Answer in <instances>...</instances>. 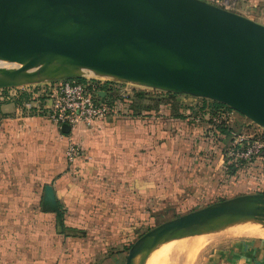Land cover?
Here are the masks:
<instances>
[{"label": "crops", "instance_id": "obj_1", "mask_svg": "<svg viewBox=\"0 0 264 264\" xmlns=\"http://www.w3.org/2000/svg\"><path fill=\"white\" fill-rule=\"evenodd\" d=\"M234 2L233 10L264 24V0ZM25 90L0 95V264H124L142 206L159 212L182 198H212L227 191L219 183L231 174H240V190L244 180L264 188V157L246 173L231 165L235 136L216 128L220 119L203 102L170 92L173 101L135 110L122 103L117 118L64 131L37 107L41 97L26 105ZM68 141L83 152L74 163ZM47 183L59 216L43 204ZM217 260L264 264V237L239 241Z\"/></svg>", "mask_w": 264, "mask_h": 264}, {"label": "water", "instance_id": "obj_2", "mask_svg": "<svg viewBox=\"0 0 264 264\" xmlns=\"http://www.w3.org/2000/svg\"><path fill=\"white\" fill-rule=\"evenodd\" d=\"M0 57L20 62L0 77V87L19 85L12 83L22 82L16 76L26 77L35 63L41 73L75 61L217 100L264 126V24L207 0H0ZM35 80L44 79L24 83ZM43 204L60 215L50 183ZM236 216L264 218V192L223 198L156 224L131 243L124 264H144L161 240Z\"/></svg>", "mask_w": 264, "mask_h": 264}, {"label": "rangeland", "instance_id": "obj_3", "mask_svg": "<svg viewBox=\"0 0 264 264\" xmlns=\"http://www.w3.org/2000/svg\"><path fill=\"white\" fill-rule=\"evenodd\" d=\"M211 3H213V2H211ZM231 10H233V9H231ZM233 11H235V10H233ZM169 55H171V54H169ZM154 56L158 57L161 60H166V62L168 61L167 59H169V61L172 60V61L179 62L178 59L176 58V56H174V55L168 56L166 59L164 58L163 54H156ZM60 59L65 60L68 58H64V56H62V57L60 56ZM10 62H12V61L0 59V77H3L6 75L5 71L14 69L15 67L20 65L19 61H16V62L13 61L14 63H10ZM54 62H56V61H53V63ZM53 63L50 62L49 64L53 65ZM58 64L59 65H57L55 70H54L57 72H54L55 74H51V76L59 75L60 73H62V71L63 72L65 71V66L63 64H60V63H58ZM64 64L66 66H69V67H83L84 69L88 68V69H94V70H97L100 72H105L99 68L79 64V63H76L75 61L74 62L71 61L70 63H64ZM51 65L49 67H52ZM39 68H40L39 63H35V64L29 66L26 69V71L27 72L29 71L31 73H29V74L27 73L26 77L23 74H18L16 76V80L18 79L19 81H22V82H19V85L0 87V95H2V96L4 95V92H3L4 90L13 91L15 89H26L25 91H28V92L31 91V93H35V94L36 93H43V92H41V90L45 89L47 87L48 83H51L54 80L60 79V78H56V79H52V78L45 79V78H43L42 76L45 75V73H46V75H48V73H50L51 70L46 69V70H48V71H46L44 69L43 70L44 72L42 71L41 73L34 72V71H37V69H39ZM27 75H28V77H27ZM83 76H85V75H81L79 77H83ZM90 77H92V76H90ZM27 78H29V79H42L43 78L44 80H35V81H30V82L24 83V80ZM94 78H97V77H94ZM98 79L111 83L113 93L114 94L117 93V95L120 94L121 97H126V96L132 97L137 93V91H143L144 96H143V99L141 100V103H140L141 106L142 105H150V106L155 107L159 102L162 101L160 99H167L168 101H173L172 97H170V96L168 97L169 94H167V93L169 91L165 90L164 88L155 87L152 85L141 84L140 82L137 83L135 81H121V80L106 79V78H98ZM14 83H16V82H14ZM8 84H10V83H8ZM180 95H182V97H184V99H185L184 101H186L187 99L188 100L192 99V100H195V102L199 101V103L203 102V103L209 104V105L211 103L210 98L194 96V95L187 94V93H181ZM220 103H222V102H220ZM209 105H207L208 108H210ZM218 109H226V110H232L233 109L232 112L234 113L233 115H235L234 118L228 117L227 120L225 119L226 124H229L228 126L232 128V132H231L232 135L239 137L238 133H240V135H253L255 133L257 134V133H261V132L264 133V126L263 125L259 124L258 122H256L252 118L240 113L236 109H234V108H232L226 104L219 106ZM117 114H118V112L116 113V115L112 116V118H114V117L117 118L116 117ZM217 115H220V113H218ZM228 120H229V122H228ZM244 168H245V166L242 167L241 165H239L237 167L238 170L244 171V173L248 172L247 169H249V168L252 169L251 166H249L245 170H244ZM226 170H230L229 165L226 168ZM252 170H254V169H252ZM249 174L252 175L253 178H255L254 176L257 175L255 172L249 173ZM240 180H241V176L239 173L237 175L231 174L230 181L232 182V185H233L232 188L230 187V181L220 180L221 182L219 183L220 184L219 190H224L223 189V183H224V185L227 186V191L229 193L227 191L221 192V193H218L217 196H214L212 198L206 197V199L202 200V198L200 197L198 199H193L194 202L193 203L189 202V204H187L185 198H182V200H179V202L176 201L177 203H175V204L174 203L173 204H170V203L162 204L159 207L160 208L159 212L157 211L158 207H153V206L143 207L142 206L141 213H138L135 217V218H137V224H138L136 236L138 237L141 233H143L147 229L155 226L156 224H158V223H160L166 219L172 218L176 215L187 212L189 210L196 209L193 207L199 208V207L204 206L206 204H209L211 202H214V201H217V200H220L223 198H227V197H232V196L237 195V194L257 192V191H263L264 192V188H261V189L256 188L255 185L248 184L246 180H244L245 185L242 188L243 190H240L241 184H242V181H240ZM255 182L256 181H253V184H255ZM235 183L240 185L239 186L240 188H239V190H236L233 192L231 190H234ZM184 203H186V204H184ZM162 208H163V210H162V212H160V210ZM145 217L147 219H145ZM233 219L248 220V217L241 218L239 216H236L234 218H229V219L223 218V219L214 220L208 224L216 223V222H223V221H232ZM249 220L250 221L254 220L255 222H258L260 225L262 224L261 222H264V218H261V217H250ZM207 225L205 227H203L202 230H199L195 234L176 235L174 237L161 240L156 245V247L148 254L144 264H218L217 256H219L221 253H224V251H228V249H230L232 246L236 245L239 241L248 239L250 237H264V236H250L249 237V236H243V235H239L237 237H235L234 235H228L227 236V234H224V231H215V232H212L210 234L200 235V233L202 231H204L208 228ZM132 240L133 239H131V241ZM129 244H130V241H129ZM163 247L166 248L164 251L162 250ZM127 251H128V249H127Z\"/></svg>", "mask_w": 264, "mask_h": 264}, {"label": "built area", "instance_id": "obj_4", "mask_svg": "<svg viewBox=\"0 0 264 264\" xmlns=\"http://www.w3.org/2000/svg\"><path fill=\"white\" fill-rule=\"evenodd\" d=\"M219 6L233 9L234 0H207ZM111 87V83L98 78L83 76L65 77L52 81L41 92L30 93L26 105L32 106V100L38 99L37 107L46 110L45 115L55 122L59 128L63 124L71 130L79 124L91 125L94 121L116 115V106L108 103L102 97ZM39 96V97H38ZM49 100V101H48ZM233 110V109H232ZM232 110L218 109L219 119L227 120ZM234 138L230 155L233 159L251 161L264 149V133L240 135ZM65 155L70 163L83 155L81 147L73 141L65 146Z\"/></svg>", "mask_w": 264, "mask_h": 264}, {"label": "bare ground", "instance_id": "obj_5", "mask_svg": "<svg viewBox=\"0 0 264 264\" xmlns=\"http://www.w3.org/2000/svg\"><path fill=\"white\" fill-rule=\"evenodd\" d=\"M0 59L1 60H9V59L3 58V57H0ZM13 61L16 62V60H13ZM13 61L10 63H14ZM164 61L166 62V60H164ZM64 66H65V71L64 72L62 71V73H60L61 75L81 74V75L92 76V77H97V78H106V79H115V80L117 79V80H123V81H137V83L139 82V80H128V79L126 80L125 78L120 77L116 74H111L108 72H100V71H97L94 69H88V68L84 69L83 67H69L66 65H64ZM54 70L55 69L51 70V72L48 73V75H46V73H45L46 76L43 75L42 77L45 79L50 77L51 74H55L54 72H57ZM16 83H19V82H16ZM239 217L243 218V216H239ZM251 221L248 218V220L233 219L232 221H223V222L211 223V224L207 225L208 228L206 230L202 231L200 233V235L210 234V233L215 232V231H224V234H227V236L228 235H234L235 237H237L239 235L249 236V237L250 236H264V225L263 224L260 225L258 222H255L254 220H253L254 222L253 221L251 222Z\"/></svg>", "mask_w": 264, "mask_h": 264}, {"label": "trees", "instance_id": "obj_6", "mask_svg": "<svg viewBox=\"0 0 264 264\" xmlns=\"http://www.w3.org/2000/svg\"><path fill=\"white\" fill-rule=\"evenodd\" d=\"M79 78H82V77H79ZM168 94L173 95V93H170V92H168ZM119 95H117V93L114 94L113 91H112V87H110L106 91V93L102 97V99H104L105 101H107L108 103H110L112 105H115L116 107L117 106L119 107V105L122 104V103H128L130 105L129 106L130 109H134V110L137 107H142L140 105V103H141V100L143 99V96H144L143 95V91H137V93L134 96H132V97H129V96L121 97V95L120 96ZM205 105H209V104L203 103L202 106H205ZM221 105H224V104L223 103H220L217 100L215 101V100L211 99V103L209 105L210 106V108H209L210 113L211 114L217 113V109ZM214 124H215L216 128L219 129L220 131L225 132L227 134H232L231 133V129L232 128L229 127L228 124H226V121L225 120L220 119L218 122H216ZM262 157H264V149L256 157H254L251 161L246 162V161H243L241 159H232L231 165H234V166H237V167L239 165H241L242 167L245 166L244 170L247 169L249 166H251L252 169H254L256 167L258 168L260 166V163L258 164V161L261 160ZM133 240L130 241V244L133 242ZM130 244L128 245L127 248H129Z\"/></svg>", "mask_w": 264, "mask_h": 264}]
</instances>
